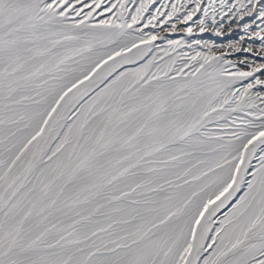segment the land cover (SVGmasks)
Listing matches in <instances>:
<instances>
[{
  "label": "snow or ice",
  "instance_id": "snow-or-ice-1",
  "mask_svg": "<svg viewBox=\"0 0 264 264\" xmlns=\"http://www.w3.org/2000/svg\"><path fill=\"white\" fill-rule=\"evenodd\" d=\"M0 264H264V0H0Z\"/></svg>",
  "mask_w": 264,
  "mask_h": 264
},
{
  "label": "rangeland",
  "instance_id": "rangeland-1",
  "mask_svg": "<svg viewBox=\"0 0 264 264\" xmlns=\"http://www.w3.org/2000/svg\"><path fill=\"white\" fill-rule=\"evenodd\" d=\"M176 38V37H174ZM203 39H207V40H215L217 43H227L228 37H224V38H217V37H213L210 33H205L202 37ZM232 39H237L238 36L233 35L231 37Z\"/></svg>",
  "mask_w": 264,
  "mask_h": 264
}]
</instances>
